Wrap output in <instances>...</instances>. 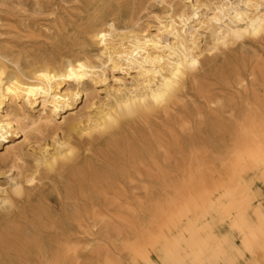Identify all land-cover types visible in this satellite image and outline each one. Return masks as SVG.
Wrapping results in <instances>:
<instances>
[{"label": "bare ground", "instance_id": "bare-ground-1", "mask_svg": "<svg viewBox=\"0 0 264 264\" xmlns=\"http://www.w3.org/2000/svg\"><path fill=\"white\" fill-rule=\"evenodd\" d=\"M10 1L0 264H264V0Z\"/></svg>", "mask_w": 264, "mask_h": 264}, {"label": "rangeland", "instance_id": "rangeland-1", "mask_svg": "<svg viewBox=\"0 0 264 264\" xmlns=\"http://www.w3.org/2000/svg\"><path fill=\"white\" fill-rule=\"evenodd\" d=\"M15 0H11L9 3H14V5H11V7L13 8L17 3L14 2ZM122 3V0H111V4H113V6L116 4V3ZM67 6L68 7H72V6H75V4L73 2H70V3H67ZM16 8V16L19 14L18 11L22 10V6H18V7H14ZM26 16H32L34 17L33 20H36V22L39 24V27L46 24V22L48 21V16L47 15H36V16H33L31 13H26L25 14ZM147 23H150L151 26H153L154 24L151 23V22H148V21H145L144 24H147ZM151 32H153V29L151 30ZM4 37L3 36H0V39H3ZM203 44H201L202 46ZM248 46L250 48H258V46L256 45H250L248 44ZM241 53V47L239 45H235L233 47H231V49L229 51H226L225 54H220V53H205L203 56V59H204V62L207 63V65H214L218 62H225L227 61L228 59L230 58H233V57H237L239 56ZM113 76L115 78H120V77H123V75L121 73H113ZM112 75L108 76V80L105 84H101V85H96L95 86V90L96 92L92 95H96L97 99L98 100H103L104 99V96H105V92H104V89H105V86H112L114 85L113 83V79L111 78ZM96 102V101H95ZM89 104L88 103H84V102H79L78 105L75 106V108L69 112L66 113V117H71L72 115L76 114V116L74 118H70L68 120V123L67 124H70L72 121H74L76 118H79L81 115H83L84 113L88 112L89 109ZM76 122V121H75ZM64 131H66V127H64ZM71 137L75 140H79L78 136L75 134V133H72L71 134ZM83 140H85V137L83 138ZM23 141V138L20 137V135H18L17 137L14 138V143L15 144H20L22 143ZM26 150L28 151V147L25 148V152ZM1 153H3V150L0 151ZM28 154H31V151H29ZM33 167V161L31 159V157L27 156L26 159H25V171H27V173L31 172L32 171V168ZM4 178H0V182L4 183ZM36 185H39V184H36ZM24 187L25 188H30L31 185L29 184H24ZM118 253H120L118 251Z\"/></svg>", "mask_w": 264, "mask_h": 264}]
</instances>
